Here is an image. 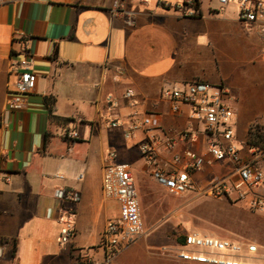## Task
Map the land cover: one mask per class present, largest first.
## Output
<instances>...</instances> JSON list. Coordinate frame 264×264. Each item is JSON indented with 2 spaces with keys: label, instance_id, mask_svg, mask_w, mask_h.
<instances>
[{
  "label": "crops",
  "instance_id": "0c3cea01",
  "mask_svg": "<svg viewBox=\"0 0 264 264\" xmlns=\"http://www.w3.org/2000/svg\"><path fill=\"white\" fill-rule=\"evenodd\" d=\"M188 1L195 2L0 3V264H68L80 251L100 259L99 236L106 221L118 215L117 204L105 201L101 193L107 153L115 151L117 162L129 165L135 179L148 177L153 182L138 148L146 129L126 140V125L148 117L150 134L156 137L189 124L194 130L202 129L188 119L187 107L173 114L162 93L185 82L217 85L216 68L235 71L244 31L235 3L219 10L216 0H197L198 14L184 16ZM22 46L32 59L36 84L25 107L10 111L8 83L14 79L10 59L22 57ZM127 89L138 102L135 108L123 99ZM107 96L113 97L115 106L105 104ZM107 120L117 121L118 126L109 128ZM66 130H75L78 138L65 139ZM245 137L246 129L242 133L236 129L243 154ZM204 148V136L198 134L194 143H179L175 150L205 154ZM170 154L164 144L158 147L160 160L169 159ZM231 171L230 162L224 161L193 178L205 184ZM59 189L80 197L75 205L76 234L64 249L59 244L60 218L68 202L55 198ZM259 215L264 221V213ZM256 246V254L245 256L247 260L241 255L230 259L264 264V241ZM112 264L126 263L116 258ZM165 264L200 263L175 259Z\"/></svg>",
  "mask_w": 264,
  "mask_h": 264
},
{
  "label": "built area",
  "instance_id": "2783aa9c",
  "mask_svg": "<svg viewBox=\"0 0 264 264\" xmlns=\"http://www.w3.org/2000/svg\"><path fill=\"white\" fill-rule=\"evenodd\" d=\"M219 10L235 3L238 7V19L242 26L252 30L256 36L261 54L264 55V0H216ZM7 0H0L6 3ZM194 2L185 3L184 16H195ZM117 8L120 7L115 2ZM132 25L131 20H127ZM22 57L10 59V74L14 77L8 83L7 109L17 111L26 105L28 95L36 84V75L32 71V59L21 47ZM162 96L170 103L173 114H179L182 107L188 108V119L202 129L194 130L189 124L185 129H170L162 137L150 134V119L130 121L124 130V138L131 139L134 134L145 128V138L138 148L145 166L150 171L153 182L170 195L183 196L191 193L195 196L215 200H225L239 204L246 211L259 215L264 213V150L249 148L242 153L236 141L235 110L231 104L229 91L221 85L203 81L185 82L167 88ZM123 99L131 108L138 104L131 89L123 94ZM105 104L115 106L111 96L105 98ZM134 114L133 116H136ZM109 128H116L117 121L107 120ZM198 134L204 136L205 154H197L185 149L177 152L179 143H194ZM65 139L78 138L75 130H66ZM164 144L170 154L162 161L158 156V147ZM246 145V143H245ZM230 162L232 171L221 179L205 184L196 183L193 176L215 163ZM78 176V180L82 178ZM58 178H63L58 175ZM101 193L105 201H114L118 215L108 219L99 236L98 247L101 258L94 259L87 252L80 251L68 264H112L116 257L132 246L144 234V222L141 216L136 179L131 167L117 162L115 151H109L101 179ZM55 198L67 201L60 218L59 244L64 249L75 237V205L79 202L78 193L59 189ZM184 244L177 251V259L200 264H252L247 261H233L231 256H253L257 246L244 241H231L188 233L183 237ZM0 246V256H1ZM215 252L222 253L216 255Z\"/></svg>",
  "mask_w": 264,
  "mask_h": 264
},
{
  "label": "rangeland",
  "instance_id": "374dc122",
  "mask_svg": "<svg viewBox=\"0 0 264 264\" xmlns=\"http://www.w3.org/2000/svg\"><path fill=\"white\" fill-rule=\"evenodd\" d=\"M241 27L244 44L235 59V71L224 73L216 68L215 77L217 85L231 95V104L240 119L238 122L235 117V129L241 133L246 129L247 133L254 125L264 130V55L252 30ZM243 148L246 153L245 143ZM136 187L144 234L116 257L126 264H154L157 260L159 264L172 263L182 245L180 240L188 233L254 245L264 241L261 215H254L237 203L191 193L170 195L149 183L148 177L136 179ZM142 259L145 261L140 262Z\"/></svg>",
  "mask_w": 264,
  "mask_h": 264
},
{
  "label": "trees",
  "instance_id": "16d2710c",
  "mask_svg": "<svg viewBox=\"0 0 264 264\" xmlns=\"http://www.w3.org/2000/svg\"><path fill=\"white\" fill-rule=\"evenodd\" d=\"M196 1L197 0H195L194 2L193 8L195 11L198 12V3ZM47 106H48L49 115L52 116V112H53V100L52 99L49 98L47 100ZM245 143L249 148H254L258 150H261V147L264 148V130L260 129L257 125H254L253 127H249L246 133ZM180 243L183 245L184 240L181 239Z\"/></svg>",
  "mask_w": 264,
  "mask_h": 264
}]
</instances>
